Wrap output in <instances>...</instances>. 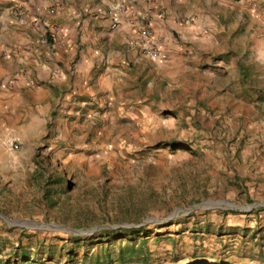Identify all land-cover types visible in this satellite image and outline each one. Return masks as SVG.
<instances>
[{
	"label": "rangeland",
	"instance_id": "374dc122",
	"mask_svg": "<svg viewBox=\"0 0 264 264\" xmlns=\"http://www.w3.org/2000/svg\"><path fill=\"white\" fill-rule=\"evenodd\" d=\"M2 4L0 20L11 12ZM194 5L203 31L190 45L179 38L191 46L179 69L133 70L112 96L84 95L62 116L33 111L14 130L11 172H0V264H68L74 235L23 222L144 228L133 241L73 247L69 264H264V207L138 226L207 200L264 203V0Z\"/></svg>",
	"mask_w": 264,
	"mask_h": 264
},
{
	"label": "crops",
	"instance_id": "0c3cea01",
	"mask_svg": "<svg viewBox=\"0 0 264 264\" xmlns=\"http://www.w3.org/2000/svg\"><path fill=\"white\" fill-rule=\"evenodd\" d=\"M0 1L11 5V12L0 20V172L5 176L11 172V144H17L11 136L19 125H32L24 122L34 117L33 111L46 118L52 113L62 116L73 112L76 103L86 104L88 95L112 96L113 88L131 79L133 70L167 73L179 69V59L191 47L180 44L179 38L190 45L203 31L200 17L193 19L186 9L194 4L208 7L233 2ZM14 5L27 10L26 24L13 16ZM171 7L179 10L173 12ZM114 16L120 24L112 30ZM42 38L47 44L40 43ZM142 42L155 49L157 57L143 55Z\"/></svg>",
	"mask_w": 264,
	"mask_h": 264
},
{
	"label": "trees",
	"instance_id": "16d2710c",
	"mask_svg": "<svg viewBox=\"0 0 264 264\" xmlns=\"http://www.w3.org/2000/svg\"><path fill=\"white\" fill-rule=\"evenodd\" d=\"M144 228H117V229H111V228H102L100 230H97L96 232L93 233V236L89 240H83L82 238L78 236H71L70 237V242L72 243L73 247H83V248H89L93 244L95 245H100L102 243H110L112 241H117L121 239H125L127 241H133L135 236L138 234H143ZM68 248L65 251V255L68 259V264L73 261V258L77 255V251L74 250V248ZM128 252L132 254H135L134 247H126L125 248ZM123 250H121V257L123 255ZM132 258H128L127 260H124L123 262L126 261H131ZM122 262V263H123ZM9 264H42L39 262V260H30L29 258H25L23 262H11Z\"/></svg>",
	"mask_w": 264,
	"mask_h": 264
},
{
	"label": "water",
	"instance_id": "95a60500",
	"mask_svg": "<svg viewBox=\"0 0 264 264\" xmlns=\"http://www.w3.org/2000/svg\"><path fill=\"white\" fill-rule=\"evenodd\" d=\"M257 207H264V203L261 204H253L251 206H238L236 204L233 203H229V202H225L222 200H217V201H211V200H207V201H203L199 204H194L189 208L186 209H182V208H178L173 210L172 212H170L166 218L162 219V220H158V219H148L145 222L139 224L138 226H142L145 225L149 222H153V223H167L169 221H171L174 218H177L180 215H188L189 213H191L193 210H197V209H213V208H222V209H235V210H245V209H253V208H257ZM25 226L31 227V228H42V229H50V228H58L68 234H72L74 236H85V235H92L94 232H96L97 230L102 229V227H94L91 229H79V230H71L68 228H64L62 226H58V225H45V224H37V223H30V222H23L22 223ZM106 228H114V227H106Z\"/></svg>",
	"mask_w": 264,
	"mask_h": 264
},
{
	"label": "built area",
	"instance_id": "2783aa9c",
	"mask_svg": "<svg viewBox=\"0 0 264 264\" xmlns=\"http://www.w3.org/2000/svg\"><path fill=\"white\" fill-rule=\"evenodd\" d=\"M232 1L237 2L238 0H232ZM12 14L20 24L23 25V24L27 23V21H28L27 10L22 5H14L12 7ZM119 24H120L119 19L116 16L112 17L111 22H110V28L112 30H114L119 26ZM142 34H144V32ZM40 43L41 44H47V39L42 38L40 40ZM131 45L135 46L134 43H131ZM140 48H141V52L143 55L149 56L151 58L157 57V52L155 51V49L150 48L147 44H144L143 42H142V44L140 43ZM11 148L17 149L18 146H17V144L12 143Z\"/></svg>",
	"mask_w": 264,
	"mask_h": 264
}]
</instances>
